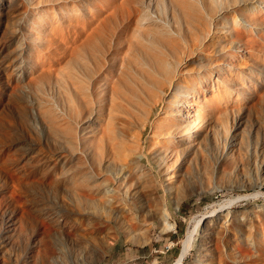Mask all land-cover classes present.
<instances>
[{
	"label": "rangeland",
	"instance_id": "1",
	"mask_svg": "<svg viewBox=\"0 0 264 264\" xmlns=\"http://www.w3.org/2000/svg\"><path fill=\"white\" fill-rule=\"evenodd\" d=\"M169 57L179 62L171 80L181 94L190 87L186 75L202 73L232 95L234 110L199 107L192 128L202 151L208 138L212 158L216 125L233 164L220 165L210 181L195 169L190 181L164 175L151 129L174 101L166 87L136 153L152 169L151 189L140 201L118 199L107 219L97 214L102 198L69 190L90 158L112 163L93 122L113 107L131 127L124 135L138 133L133 122L154 100L158 65ZM52 108L68 122L76 152L48 123ZM184 144L180 151L199 156ZM107 174L112 191L117 177ZM149 207L168 209L166 223ZM184 245L179 264H264V0H0V264H178Z\"/></svg>",
	"mask_w": 264,
	"mask_h": 264
},
{
	"label": "bare ground",
	"instance_id": "2",
	"mask_svg": "<svg viewBox=\"0 0 264 264\" xmlns=\"http://www.w3.org/2000/svg\"><path fill=\"white\" fill-rule=\"evenodd\" d=\"M35 11H36L35 9H31L30 14H28V16L30 18L31 17L32 18L38 17V14H36ZM209 25L212 26L213 24L209 23ZM196 39H197V42H200V43L202 42L201 41L202 38L199 35H198V38L196 37ZM186 49L188 51L189 47L187 46L185 48V50ZM185 50L184 49L181 50L180 53L184 54ZM182 54H180V55H182ZM229 55H230V51H229ZM158 66L160 67L161 72L159 71L160 75L159 74L155 75L156 77H158L159 82L157 80L154 100L148 102V105H147L146 109L144 110V117L142 118V120L138 119L139 121L136 120L135 122H133L134 127L132 125L133 130H135L137 128L138 133H135V131H134V134L131 135L129 137V139H128V137H126L124 135V133H125L124 131L128 130V129H126L127 125L125 124L127 121L124 123L126 126L122 125L121 124L122 121H120L122 114L119 116L118 113L115 110H113V107H112V109L110 108L107 110V114L105 116L101 115L98 117L97 120H95L93 122L95 124L97 123V125L99 127V131H100L99 134H101L100 137L102 138L103 142L105 143L104 145H106L110 148L111 151L109 152V154L113 153L112 158L111 159L109 158L112 163L108 162V163H106V165H104V162L102 159L99 160V158H97V159L95 158L99 155L101 156V154H99L95 157L93 156L94 158H92V159L90 158V160H92V162L89 160L93 166L88 165V163H87L88 169L86 170L85 169L87 167L86 164L83 165V166H86L85 168H82V165H80L81 168L78 172L76 171L77 172L76 176L74 177V180L72 179L73 182L71 181V183H72V184H70L71 189L69 188V190L72 191L71 195L75 196V197H80L84 194H87V195H93V196H97V197L102 198L103 199L102 201H104L105 203L104 202H103L104 204L102 203L103 207H101V209H99V213H97L98 215L105 216L104 213H106V216H107L109 213V211L107 213V210L108 209L109 210L114 209V208H111L112 205L117 204L119 202L118 199H121V197H123L124 195L131 194L134 196L135 200L140 201L142 196L146 195L145 189L146 190L151 189L150 188L151 184H153L151 179H150L152 169L148 166H144L141 163V160L136 157V153H137L138 148H139V143H140L139 141L141 140V136L146 131L147 127L149 126V118H150L151 114L153 113L152 112L153 108L163 99L162 96L165 93L166 87H169L171 89V94L169 96L171 98H173L174 101L168 102L167 110L169 109V112H168V114H166L167 116H166L165 122L161 121L162 122L161 123L159 121H155L152 124V129H151L152 130L151 141L154 143H156V142L160 143L159 148L156 150L157 152H154L155 150L153 151L154 152V161H155L154 163L157 166L162 167L164 175H166L167 177L169 176L170 178L173 179V176L171 174H172V172L175 171V173H178L179 179H181V180L183 179L185 181H188V180L190 181L191 179L193 180V179L198 178L196 176V174H194V169H195L198 172L201 171L200 174L203 175V177H202L203 179L210 181L211 175H214V173L216 172V170H218V167L220 165H222L223 163H226V162L233 164L232 153H230L229 156L224 155L225 146H226L227 141L229 139L224 137V140H222V137L220 136V130H217L218 128L216 129V125L215 126L213 125L211 132L213 134V137H212L213 138V145H214L213 148L217 149V153L219 150V154L213 155V157L211 156L212 158L209 157V152H208L209 150H207V149H210V148H208L209 147L208 138L204 139L203 145L205 146L206 150L202 151L200 149V147H198L199 143H198V140H196L197 137H195L194 130L192 128V126L194 124L193 121H196L197 118L200 117V115L198 114V108L199 107L201 108L202 112H205L208 114L210 113L211 108L212 109L214 108V110H213L214 115H217L218 111L221 109L234 110L233 109V105H234L233 102L234 101L232 100V98H233L232 95L229 94L230 92L229 93L227 91L221 92L219 85L216 84L214 77L211 74H207L206 76H202V73H189L186 76L188 77L187 82L190 84V87L188 88V86H185L186 90L183 92V94H181L182 89L179 87V83L174 82L175 78H173V80H171V76H174V72L178 68L179 62L176 59H173V57H171V58L169 57L168 60H162L160 65H158ZM151 74H153V73H151ZM183 74H184L183 71H180L179 74H177V75L179 77H183L184 76ZM115 93L116 92H114L113 94H115ZM116 97L117 96L112 95V93H111V100L113 101V103H116V100H118V99H116ZM155 98H156V100H155ZM176 98H178L179 100H176ZM134 101H137V100L135 99ZM52 109L53 110L50 111V115H49L50 120L48 121V123L62 128L63 135L65 136V139H67L65 141V143H67V145H69L71 147L70 150H69V148H67V149L70 152L73 150L76 152L78 147L74 146L75 144L74 145L72 144L75 140V137L73 139L74 135H72V130H71L68 122L63 117H61V115L59 113H57V111L54 108H52ZM126 111H128V110H126ZM127 118H128V116H127ZM127 120H129V118ZM127 123L129 124V122H127ZM130 124H131V122H130ZM130 128L128 131H126L128 134H129ZM133 130L131 131V133H133ZM222 130H223V133L226 134L227 133L226 130H228V129L222 128ZM125 138H127L129 140V143H128L129 146L126 145L127 144L126 142H128V141H126L127 139H125ZM65 139H63V140H65ZM184 142H187L188 144H190L192 142L193 145H195L194 146L195 150L199 151L200 157L198 156V153H196V151H194V149L190 153L185 152V149L183 151H180L184 147V145H186V144H184ZM74 143H76V142H74ZM221 144H222L223 148H222V151L220 152V145ZM102 145H103V143H102ZM124 146H127L129 148H124ZM109 148H107V149H109ZM125 149H127L129 151H126ZM154 149H155V146H154ZM71 153H73V152H71ZM179 153H181L182 155L181 154L179 155ZM77 154H78V152H77ZM72 155H74V154H72ZM78 155H80V154H78ZM110 156L108 155V157H110ZM78 157H80V156H78ZM76 158H77V156H76ZM127 159H128V161H127ZM241 160H242V158L240 157V161ZM94 161H95V166H94ZM106 161H108V158L106 159ZM78 162H81V161H78ZM80 166H78V167H80ZM89 166H91V168H93L92 170H94L95 167L98 171L102 170V171H100L102 173L100 174V172H98L96 169H95L96 170L95 172L94 171L92 172V170H89ZM242 167L244 168V165H242ZM108 172H113L117 177L116 185H115L116 187H114V189L112 191L105 189L106 185H108L107 180H109L107 178V176L111 177L108 174L106 175V173H108ZM135 173H140L139 174L140 176H138V177H140V178H138L139 180L135 179V177H137V174L133 175V176H135L134 178H133V176L131 177V175L135 174ZM184 177H186V178H184ZM247 179H248L247 183L250 184V176L247 177ZM111 180H113V179H111ZM174 181H175V179L172 181L169 180L168 184L171 183V185H173ZM180 183L181 182H178L176 184L179 186ZM177 185H176V189L178 188ZM174 194H175V196H176V194H178V193H176V190H175ZM155 199L156 198H154V200ZM116 201H118V202H116ZM151 203H150V206H151ZM178 204H179V200L176 199V205H178ZM157 205H158V203H157ZM89 207H90V205H89ZM152 209H150V207H149V213H147V214L150 215L151 217H153L152 214L155 213V214H157V216H159L161 218L163 224L166 223V221L170 217L169 210L161 208L160 210L157 209L158 212L157 211L155 212V208H154V210H152ZM93 210L96 211L97 209H93ZM112 211H116V209H114ZM119 212H122V211H119ZM94 214H96V213H94ZM110 214H111V212H110ZM107 219H110V217ZM120 223L121 222H119V224ZM108 224L110 225V223H108ZM122 225L120 224L119 227L122 230L124 229L123 231H125L126 234L128 235L130 233L129 230H131V228L129 230H127V228H125L124 226L122 227ZM6 227L9 230L12 229V227H10V225H6ZM117 227H118V225H117ZM167 228H169V227L167 226ZM113 232L115 233V230H113ZM130 235H131V233H130ZM143 239L146 240V238H143ZM39 240L36 238H32L31 242L33 245H36L41 241V240L40 241ZM186 250H187V247L184 245V249H183V251H182V253L178 259V262H177L178 264L180 263V260L183 257L184 253L186 252Z\"/></svg>",
	"mask_w": 264,
	"mask_h": 264
}]
</instances>
